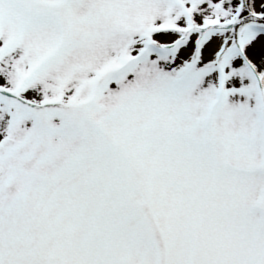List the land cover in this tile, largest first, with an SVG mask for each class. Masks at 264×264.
<instances>
[{
    "label": "snow or ice",
    "instance_id": "snow-or-ice-1",
    "mask_svg": "<svg viewBox=\"0 0 264 264\" xmlns=\"http://www.w3.org/2000/svg\"><path fill=\"white\" fill-rule=\"evenodd\" d=\"M0 264H264V0H0Z\"/></svg>",
    "mask_w": 264,
    "mask_h": 264
}]
</instances>
